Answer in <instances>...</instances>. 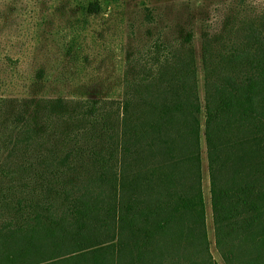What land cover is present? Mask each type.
I'll return each mask as SVG.
<instances>
[{"label":"trees","instance_id":"16d2710c","mask_svg":"<svg viewBox=\"0 0 264 264\" xmlns=\"http://www.w3.org/2000/svg\"><path fill=\"white\" fill-rule=\"evenodd\" d=\"M220 42L200 40L202 106L191 55H165L144 83L126 82L114 123L106 112L92 125L102 147L60 160L70 171L62 202L0 229V264H159L172 247L178 264H216L201 141L215 249L224 264H264V23L248 25L228 68ZM31 131L24 121L20 142ZM83 157L99 168L85 182L72 165Z\"/></svg>","mask_w":264,"mask_h":264},{"label":"rangeland","instance_id":"374dc122","mask_svg":"<svg viewBox=\"0 0 264 264\" xmlns=\"http://www.w3.org/2000/svg\"><path fill=\"white\" fill-rule=\"evenodd\" d=\"M262 23L264 0H0V229L20 225L22 214L44 218V207L62 202L70 171L60 160L71 149L102 147L92 125L106 112L114 123L126 82L144 83L165 55H191L202 106L200 40L221 39L220 64L228 68L248 25ZM24 121L33 129L27 144ZM87 158L72 163L81 182L99 171ZM201 176L208 251L224 264L202 141ZM21 206L29 210L17 212ZM172 249L159 264H178Z\"/></svg>","mask_w":264,"mask_h":264}]
</instances>
